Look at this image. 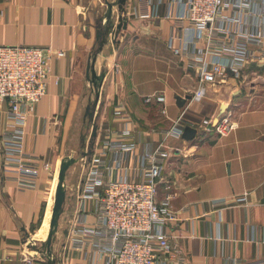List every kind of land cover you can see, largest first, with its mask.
I'll return each instance as SVG.
<instances>
[{
	"label": "crops",
	"instance_id": "0c3cea01",
	"mask_svg": "<svg viewBox=\"0 0 264 264\" xmlns=\"http://www.w3.org/2000/svg\"><path fill=\"white\" fill-rule=\"evenodd\" d=\"M96 4L97 0H0V46L41 48L51 66L47 94L26 125V151L35 154L33 163L40 169L38 187L21 192L4 180L0 169V264H52L53 260L54 264H104L90 251L71 246L72 227L63 230V240L56 236L49 258L32 247L42 246L48 237L51 186L57 184L64 158L63 137L85 101L93 102L89 118L97 121L101 116V125L95 124L93 143L86 146L82 176L89 168L92 144L94 155L100 141L119 127L113 120L115 105L124 104L135 120L141 151L148 144L157 146L163 139L161 131L183 119L193 124L196 136L189 141L170 140L173 151L158 185L159 199L170 193L176 210L192 208L178 227L171 228L172 245L188 264L234 260L264 264V64L249 66L242 79L228 71L225 81L209 86L202 102L189 99L181 106L177 98L191 96L197 78L168 48L171 23L163 18L164 7L156 19L148 0H126L123 12L117 15L112 6L111 15L108 11L107 18H99ZM119 16L127 27L117 31ZM103 20L116 30L111 43L103 42L101 34L97 38ZM97 42L100 47L94 53ZM149 96H163L165 103H145ZM8 109V103L0 105V135L9 125ZM227 114L236 128L226 136L202 125ZM240 198L245 201L235 203ZM221 202L230 205L213 208ZM85 203L81 212L77 199L73 224L80 213L87 215L90 225L95 221L93 202Z\"/></svg>",
	"mask_w": 264,
	"mask_h": 264
},
{
	"label": "built area",
	"instance_id": "2783aa9c",
	"mask_svg": "<svg viewBox=\"0 0 264 264\" xmlns=\"http://www.w3.org/2000/svg\"><path fill=\"white\" fill-rule=\"evenodd\" d=\"M148 4L156 19L164 7L163 18L171 23L168 48L195 72L193 102H202L209 86L225 81L228 71L242 79L249 66L264 64V0H148ZM50 74L45 50L0 46V105H9V125L0 135V169L4 180L21 192L36 190L40 180V169L33 163L36 156L26 151V125L47 94ZM153 101L164 104L165 98L144 100ZM113 120L119 127L100 141L78 191L81 212L85 202H93L95 221L90 225L87 215L80 213L70 232L71 246L90 251L104 264H188L172 245L170 230L192 208L176 210L170 193L159 199L158 185L173 151L170 140H182L193 124L178 119L161 131L157 146L148 144L141 151L136 122L124 104L113 107ZM202 125L218 136L236 128L231 114ZM229 205L215 203L213 208Z\"/></svg>",
	"mask_w": 264,
	"mask_h": 264
},
{
	"label": "rangeland",
	"instance_id": "374dc122",
	"mask_svg": "<svg viewBox=\"0 0 264 264\" xmlns=\"http://www.w3.org/2000/svg\"><path fill=\"white\" fill-rule=\"evenodd\" d=\"M108 1H109V4H111L114 7V10H116V14L117 15L120 14L119 13L120 11L118 8V0H113V2L112 0H108ZM94 9L99 11V15H98L99 18L101 17L105 18L107 16L106 15L107 12L109 11L108 4L106 3L105 0H97V4L95 5ZM111 14H112V11H111ZM111 14L109 13V15ZM112 18L115 20L116 16L112 15ZM113 19H112L111 24H113V21H114ZM115 31L116 30L114 28H111V26L109 27V30L107 31L101 30V40L103 42L104 40H106L107 42L111 43L110 40L114 37ZM98 42L96 43V46L94 47V53L97 50H99L100 45ZM89 96L91 98L92 94L89 93ZM103 101H104V95L102 98V102ZM87 107H89L88 111H87ZM90 112H94L93 102L92 103H89L87 101L82 102L78 106V110L74 116L73 123L68 126L64 134V137H63L64 142H63L62 149L63 148L64 149H63L62 154L64 158L62 159V161L65 158L78 159L79 161L72 165V167L68 170L67 176H66V182H65L66 199L63 205L64 211L61 215L60 222H59V230L57 232V237L59 238L60 241L63 240L64 238L63 230L65 228L69 230L71 227L74 226L73 220L75 216L74 214H75L77 199L79 197L78 191L80 188L81 180L84 178V176H82L83 171L81 172V170L83 168L82 165L85 163L84 158L86 157V151H87L86 146L91 145V143H93L92 134L94 132L95 124H97V127L99 128L101 125V116L100 118L98 116L97 121L94 120V118L91 120L89 118ZM112 112H113V109H112ZM62 161L60 162V168L62 166ZM83 161L84 163L82 164ZM86 169L87 167L84 170ZM59 176H60V173L57 176V184L55 185V187H54L55 181L52 183V186H51L52 188H51L50 197L52 198L51 200H53L52 201V213H53V209L56 203L58 185L60 183ZM51 218H52V214H51ZM39 247L41 246H38V248Z\"/></svg>",
	"mask_w": 264,
	"mask_h": 264
},
{
	"label": "water",
	"instance_id": "95a60500",
	"mask_svg": "<svg viewBox=\"0 0 264 264\" xmlns=\"http://www.w3.org/2000/svg\"><path fill=\"white\" fill-rule=\"evenodd\" d=\"M107 4L109 6V13L111 14L112 11V5L108 3ZM126 4V0H118V8L120 12L124 11V6ZM108 25V22H107ZM124 27L126 29L127 27V21L124 20L121 16H119V26L117 27V31L121 30V28ZM106 30H109V26H106ZM98 35L97 38L100 37V29L98 28ZM114 35L116 36V32H114ZM101 44L103 45V43L101 42ZM90 72V70L88 69V73ZM191 99V96H188L187 98H185L184 100H182V98L178 97L177 98V102L179 105L183 106L185 104V102L187 100ZM93 135H96V129L94 127V132ZM196 136V129L191 128V127H187L184 131L183 134V139L184 140H192L194 139ZM93 144L90 147V150L88 152V162H90L91 157L93 155ZM82 160V159H81ZM79 160L78 159H73V158H65L62 161V166L60 168V183L58 185V189H57V195H56V203H55V207L53 209V213H52V218H51V222H50V230H49V234L48 237L46 239V241L42 244L41 248H38L36 246H32L34 250L38 251V252H42L43 254H45L47 256V258H49V253L52 251L53 248V243L56 240V236H57V232L59 230V222H60V218L61 215L64 211L63 209V205L66 199V189H65V182H66V176H67V172L68 170L72 167L73 164L77 163ZM54 260L52 261V264H54Z\"/></svg>",
	"mask_w": 264,
	"mask_h": 264
},
{
	"label": "trees",
	"instance_id": "16d2710c",
	"mask_svg": "<svg viewBox=\"0 0 264 264\" xmlns=\"http://www.w3.org/2000/svg\"><path fill=\"white\" fill-rule=\"evenodd\" d=\"M104 22V23H103ZM103 22L101 21V26H100V32H101V30H103V31H107L106 30V26H109V23H108V25H107V21H105V20H103Z\"/></svg>",
	"mask_w": 264,
	"mask_h": 264
},
{
	"label": "flooded vegetation",
	"instance_id": "af4514ba",
	"mask_svg": "<svg viewBox=\"0 0 264 264\" xmlns=\"http://www.w3.org/2000/svg\"><path fill=\"white\" fill-rule=\"evenodd\" d=\"M92 114H93V113H92V112H90V113H89V116H92Z\"/></svg>",
	"mask_w": 264,
	"mask_h": 264
}]
</instances>
